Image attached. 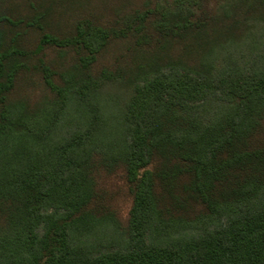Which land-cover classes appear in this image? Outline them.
Returning a JSON list of instances; mask_svg holds the SVG:
<instances>
[{
  "label": "trees",
  "instance_id": "obj_1",
  "mask_svg": "<svg viewBox=\"0 0 264 264\" xmlns=\"http://www.w3.org/2000/svg\"><path fill=\"white\" fill-rule=\"evenodd\" d=\"M194 1L0 0V264H264V0Z\"/></svg>",
  "mask_w": 264,
  "mask_h": 264
},
{
  "label": "rangeland",
  "instance_id": "obj_2",
  "mask_svg": "<svg viewBox=\"0 0 264 264\" xmlns=\"http://www.w3.org/2000/svg\"><path fill=\"white\" fill-rule=\"evenodd\" d=\"M133 1L136 4H138V5H140V3L143 2V0H133ZM187 1L189 3L190 2H195L194 0H187ZM210 1H211V6H213L214 1H216V0H210ZM111 89H112V93H117L118 94V96L120 98V101L125 98V94H124L125 89L123 87L116 86V87H113ZM35 101H36V98L32 97L31 98V102L33 103ZM117 176L118 175H114V174L105 175V176H103L102 183H107V185H111L112 183H114L118 179ZM126 214L127 213L123 212L122 216H120V218H118L121 225L125 224V222H126V219H125L126 218ZM117 232H118V230L112 229L111 232H110V235L115 234ZM113 237H114V235H113Z\"/></svg>",
  "mask_w": 264,
  "mask_h": 264
}]
</instances>
